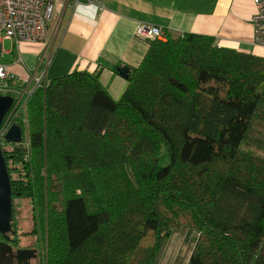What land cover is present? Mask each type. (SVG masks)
<instances>
[{"label": "trees", "instance_id": "16d2710c", "mask_svg": "<svg viewBox=\"0 0 264 264\" xmlns=\"http://www.w3.org/2000/svg\"><path fill=\"white\" fill-rule=\"evenodd\" d=\"M148 43L118 100L73 71L12 116L22 140L0 149L45 264H159L177 232L186 264H264V57Z\"/></svg>", "mask_w": 264, "mask_h": 264}, {"label": "crops", "instance_id": "0c3cea01", "mask_svg": "<svg viewBox=\"0 0 264 264\" xmlns=\"http://www.w3.org/2000/svg\"><path fill=\"white\" fill-rule=\"evenodd\" d=\"M67 0L56 4L49 45L0 42V65L18 84L32 88L35 78L51 80L73 71L97 74L118 100L126 79L113 67L136 68L149 43L135 37L138 23L172 34L211 37L221 49L264 57L252 42V0ZM92 2V3H91Z\"/></svg>", "mask_w": 264, "mask_h": 264}, {"label": "built area", "instance_id": "2783aa9c", "mask_svg": "<svg viewBox=\"0 0 264 264\" xmlns=\"http://www.w3.org/2000/svg\"><path fill=\"white\" fill-rule=\"evenodd\" d=\"M64 1L67 0H0V42L49 45L51 40L47 36V27L52 20L54 7ZM92 2L99 4L97 0ZM252 3L255 7L251 25L252 42L255 46L264 48V0H252ZM165 31L141 22L136 26L135 37L145 42L160 40ZM47 84L43 77H37L31 89L20 85L10 77L8 67L0 65V94L13 98L12 112L0 126V142L12 125L15 112L24 110L34 90L44 88Z\"/></svg>", "mask_w": 264, "mask_h": 264}, {"label": "flooded vegetation", "instance_id": "af4514ba", "mask_svg": "<svg viewBox=\"0 0 264 264\" xmlns=\"http://www.w3.org/2000/svg\"><path fill=\"white\" fill-rule=\"evenodd\" d=\"M21 203V199L12 197L11 228L9 232L0 233V264H45L39 224L31 206V228L26 230L19 225L23 214L22 208L19 209Z\"/></svg>", "mask_w": 264, "mask_h": 264}, {"label": "water", "instance_id": "95a60500", "mask_svg": "<svg viewBox=\"0 0 264 264\" xmlns=\"http://www.w3.org/2000/svg\"><path fill=\"white\" fill-rule=\"evenodd\" d=\"M118 74L127 79L129 69L127 67H120L117 69ZM13 98L0 94V126L4 119L12 112ZM22 140L21 127L13 123L6 135L4 141L12 144H19ZM12 195H11V181L5 163L4 155L0 149V233L10 231L12 221Z\"/></svg>", "mask_w": 264, "mask_h": 264}, {"label": "rangeland", "instance_id": "374dc122", "mask_svg": "<svg viewBox=\"0 0 264 264\" xmlns=\"http://www.w3.org/2000/svg\"><path fill=\"white\" fill-rule=\"evenodd\" d=\"M52 29L53 24L51 22L50 28H48V33H51ZM21 200L22 203L19 209L22 208L23 214L22 218H19V225L23 226V229L28 230L32 225V219L29 210L30 205L28 204L29 201L23 199ZM193 246L194 242L192 237L186 240L182 233H174L168 240L165 255L159 264H186L191 255Z\"/></svg>", "mask_w": 264, "mask_h": 264}]
</instances>
